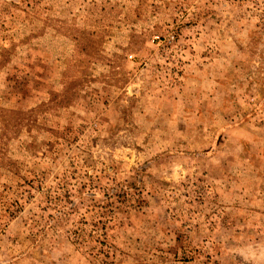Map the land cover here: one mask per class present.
Returning a JSON list of instances; mask_svg holds the SVG:
<instances>
[{
    "label": "rangeland",
    "instance_id": "rangeland-1",
    "mask_svg": "<svg viewBox=\"0 0 264 264\" xmlns=\"http://www.w3.org/2000/svg\"><path fill=\"white\" fill-rule=\"evenodd\" d=\"M0 264H264V0H0Z\"/></svg>",
    "mask_w": 264,
    "mask_h": 264
}]
</instances>
